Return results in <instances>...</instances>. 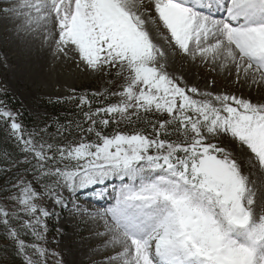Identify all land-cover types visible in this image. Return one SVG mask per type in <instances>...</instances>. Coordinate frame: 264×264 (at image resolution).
<instances>
[{
  "label": "snow or ice",
  "instance_id": "6c2138e0",
  "mask_svg": "<svg viewBox=\"0 0 264 264\" xmlns=\"http://www.w3.org/2000/svg\"><path fill=\"white\" fill-rule=\"evenodd\" d=\"M150 2L156 30H166L178 55L234 65L238 77L264 80V0ZM23 7L51 19L58 28V51H73L93 71L119 69L122 90L111 93L119 102L85 113L89 126L77 125L78 141L37 146L31 136L25 138L11 111L0 110V119L10 123L23 151L41 162L36 170L45 169L40 175L54 178L61 189L75 193L111 180L121 182L115 203L104 213L114 249L105 264H264V214L254 207V188L228 149L206 142L230 137L264 171V104L181 86L160 62L165 53L134 10V0H24ZM213 7L223 9V16L211 15ZM189 93L211 96L219 106ZM79 103L91 108L92 101L81 97ZM140 113L168 119L147 121L154 132L150 136L136 128L143 119ZM102 116L108 118L97 119ZM177 123L184 142L161 139L172 135L167 126ZM110 124L135 130H97ZM92 135L95 140L88 139ZM48 151L53 155H46ZM13 187L19 194L11 200L31 219L0 207V223L26 256V264H36L28 248L46 264V249L26 245L9 221L15 216L21 228L42 240L50 213L35 203L40 195L31 183L21 180ZM45 192L63 205L61 193L50 188Z\"/></svg>",
  "mask_w": 264,
  "mask_h": 264
},
{
  "label": "rangeland",
  "instance_id": "374dc122",
  "mask_svg": "<svg viewBox=\"0 0 264 264\" xmlns=\"http://www.w3.org/2000/svg\"><path fill=\"white\" fill-rule=\"evenodd\" d=\"M17 1L18 3L16 0H0V6L8 9L0 13V92L11 93L33 118L37 121L47 118L44 100L70 98L78 94L85 97L88 91L98 94L111 82L113 75L117 76L118 68L109 71H93L87 68L79 60L78 55L69 49H65L63 53L53 51L41 61L32 62L21 52L22 40L18 38L17 33L23 25L31 21L25 20L27 12L23 13L19 7L24 1L23 3ZM134 4V10L141 14L145 23H151L155 31L154 35H151L153 42L165 53V57L160 61L164 63L165 71L181 82V86L186 84L188 87H195L199 93L236 96L251 100L255 104H264V80H259V83L255 84L242 74L238 77L235 70L233 73L220 71L217 63L213 64L210 61L205 63L199 58L193 60L183 54L178 55L170 43L166 30L162 28L160 31L156 30L155 25L158 21L150 0H134ZM28 18L30 17L27 16ZM56 32L58 33V28ZM118 83L122 84V80L119 79ZM189 95L193 99L212 100L211 96L192 93ZM212 103L219 106L214 100ZM0 110H3L2 105ZM205 136L207 137V133ZM206 142L217 143L219 147L228 149L237 158L242 174L249 178L256 193L254 207L260 214H264V171L259 170L258 165L248 159L249 154L246 151L242 152L240 146L230 137H211ZM45 154L49 155L47 152ZM33 158L35 159L34 156ZM35 161L37 165L41 163ZM25 181L31 183L40 195V199L35 201L38 207L50 213L44 221L46 229H41L44 238L42 240L35 238L34 241V244L46 249L44 257L46 264H105L106 258L114 249L109 244L111 236L106 233L105 210L102 211L101 205L107 198L113 200L109 208L115 203L120 183L115 180L70 193L61 189L52 177H46V186L39 184L34 178ZM53 186V190L62 194L63 205L55 203L54 198L45 192V188L52 189ZM12 192L13 195H18L19 189L14 188ZM11 197L4 202L0 201V206L12 213L19 211L22 216L23 210L18 203L11 200ZM89 209L94 212L89 215L84 213ZM22 218L31 219L25 216ZM29 249L31 255L28 256L32 257L36 264H40L38 255Z\"/></svg>",
  "mask_w": 264,
  "mask_h": 264
},
{
  "label": "trees",
  "instance_id": "16d2710c",
  "mask_svg": "<svg viewBox=\"0 0 264 264\" xmlns=\"http://www.w3.org/2000/svg\"><path fill=\"white\" fill-rule=\"evenodd\" d=\"M119 79L118 76L113 75L111 82L104 91L98 94L90 92L85 94V97L92 101L91 108L80 106L81 95L64 99L44 100L43 106L46 109L48 117L40 121L33 118L22 107L21 102L9 92H0V105H2L3 110L11 111L16 116V121L21 124L25 138L31 136L39 145H66L69 141L75 142L80 139L81 128H78L77 125H81L84 129L89 126L84 123L85 113H91L98 108L119 102V97L111 95L113 92L122 90L121 83H118ZM105 96H107V99ZM140 116L143 119L137 121L136 128L145 131L150 136L154 135V132L147 121L151 120L156 123L157 121L168 119L166 115L154 113H140ZM100 118L108 117L102 116L97 119ZM178 128V123L168 125V132L173 134L162 136L161 139L183 143L184 136L176 131ZM97 130H102L106 134H112L114 130L130 132L135 129L125 124H121L119 127L110 124L107 129L98 128ZM88 139L95 140V136H89ZM47 153L53 155L52 151H48ZM35 160L31 154L23 151V145L13 135L10 123L0 119V201L4 202L8 197L13 196V186L21 180L25 181L28 178H34L39 184L43 186L47 185L45 181L46 177L40 175V171L45 169L36 170L34 167L37 165ZM2 220L3 217H0V221ZM9 223L11 227L17 230L19 239L23 240L26 245L35 243V237L27 229L21 228L20 221L15 216L10 219ZM26 251L27 255H31L29 248ZM25 263L26 257L18 251L17 242L10 237L8 228L0 223V264Z\"/></svg>",
  "mask_w": 264,
  "mask_h": 264
},
{
  "label": "bare ground",
  "instance_id": "6f19581e",
  "mask_svg": "<svg viewBox=\"0 0 264 264\" xmlns=\"http://www.w3.org/2000/svg\"><path fill=\"white\" fill-rule=\"evenodd\" d=\"M19 3H23L24 0H19ZM34 2V0H32ZM16 3L18 1L16 0ZM24 4V3H23ZM19 6V4H18ZM23 13H26V19L30 20L31 22L26 24L25 26L18 31V38L22 40V46H20L21 52H23L32 62H39L41 61L45 56L48 54H51L53 51H58L57 47V32L56 27H54V23L51 21V19H44L39 16L38 13L34 12V10L26 9L23 7V5L19 6ZM11 10V9H10ZM28 10L30 12H28ZM8 11V9L3 8L0 6V13ZM211 15L215 16H223V9H214L210 13ZM46 15V14H45ZM27 16L30 18L27 19ZM33 17V19L31 18ZM34 19L36 21H34ZM23 20V19H22ZM145 27L149 30L150 35H154L155 31H153L151 23H145ZM1 29V24H0ZM156 35V34H155ZM174 52V51H173ZM174 54V53H173ZM181 55V54H180ZM174 56V55H173ZM46 59V58H45ZM218 68L220 71H227L232 72L235 70L234 65H229L227 67L223 66L220 62H217ZM43 71V68H42ZM235 72V71H234ZM248 80L253 81L252 77H248ZM261 81V80H260ZM253 83H259V79L256 82ZM115 180L107 181V182H114ZM121 184L120 181H117ZM113 200L105 199L102 206V211L107 210L110 206V203ZM90 207V206H89ZM102 211L100 214H103ZM91 212H94L93 210L89 209L88 211H85L86 214H91ZM105 213V212H104ZM55 253V252H54ZM107 257V256H106Z\"/></svg>",
  "mask_w": 264,
  "mask_h": 264
}]
</instances>
